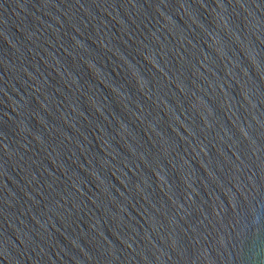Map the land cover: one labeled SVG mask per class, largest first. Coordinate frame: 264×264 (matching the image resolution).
<instances>
[{"label":"water","instance_id":"95a60500","mask_svg":"<svg viewBox=\"0 0 264 264\" xmlns=\"http://www.w3.org/2000/svg\"><path fill=\"white\" fill-rule=\"evenodd\" d=\"M0 264H264V0H0Z\"/></svg>","mask_w":264,"mask_h":264}]
</instances>
